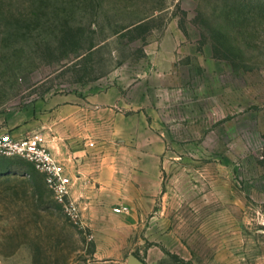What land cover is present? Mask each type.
I'll return each instance as SVG.
<instances>
[{"label":"rangeland","instance_id":"374dc122","mask_svg":"<svg viewBox=\"0 0 264 264\" xmlns=\"http://www.w3.org/2000/svg\"><path fill=\"white\" fill-rule=\"evenodd\" d=\"M145 16L146 41L124 36ZM112 86L149 122L133 144L149 176L117 141L74 220L31 161L0 155V264H264V0H0V120Z\"/></svg>","mask_w":264,"mask_h":264},{"label":"crops","instance_id":"0c3cea01","mask_svg":"<svg viewBox=\"0 0 264 264\" xmlns=\"http://www.w3.org/2000/svg\"><path fill=\"white\" fill-rule=\"evenodd\" d=\"M123 90L125 88L121 86H112L104 92L88 96L80 92L55 95L43 103L42 111L21 112L19 122L13 123L2 118L0 134L8 132L22 138L41 132L39 135L43 143L67 166L73 178L71 190L75 198L76 194L81 196L90 193V179L111 176L113 148L117 147L119 140L125 151L135 150L138 154L141 153L132 155L129 161L137 167L136 173L147 178L149 168L146 163L151 156L144 150L147 151L148 147L142 145L135 149L133 144L137 145L134 141L135 134L149 129V122L143 114H126L115 108L117 103L124 100ZM101 126L109 130L102 142L95 138ZM100 151L104 152L102 163H107L101 173L97 172L95 165L100 159L97 156ZM151 160L156 171L161 165V157L154 155ZM80 180L82 184L78 187Z\"/></svg>","mask_w":264,"mask_h":264},{"label":"built area","instance_id":"2783aa9c","mask_svg":"<svg viewBox=\"0 0 264 264\" xmlns=\"http://www.w3.org/2000/svg\"><path fill=\"white\" fill-rule=\"evenodd\" d=\"M0 155L22 156L31 161L46 178V182L74 219L81 218L80 205L72 195L73 178L67 166L60 161L36 134L27 137H15L11 133L0 134ZM116 212L124 213L129 207H117Z\"/></svg>","mask_w":264,"mask_h":264},{"label":"trees","instance_id":"16d2710c","mask_svg":"<svg viewBox=\"0 0 264 264\" xmlns=\"http://www.w3.org/2000/svg\"><path fill=\"white\" fill-rule=\"evenodd\" d=\"M153 16H145L141 18H137L133 21H131L127 26L124 27L125 32L124 36L128 37L132 41H137V40H147V36L151 31L153 30L152 22L154 21ZM181 26L183 28L185 27L184 22L181 23ZM101 47L100 43L94 42L90 45L88 48V54L84 55L82 58H85L88 55L94 54L98 49ZM141 53L138 55L139 57L145 56V50L142 48L140 49ZM82 56V54H79L78 57Z\"/></svg>","mask_w":264,"mask_h":264},{"label":"water","instance_id":"95a60500","mask_svg":"<svg viewBox=\"0 0 264 264\" xmlns=\"http://www.w3.org/2000/svg\"><path fill=\"white\" fill-rule=\"evenodd\" d=\"M132 263L133 264H146L144 261H142L141 259H138L135 256L132 257Z\"/></svg>","mask_w":264,"mask_h":264}]
</instances>
